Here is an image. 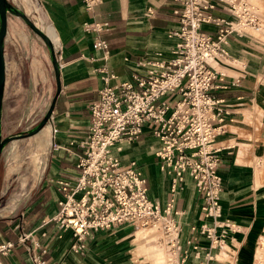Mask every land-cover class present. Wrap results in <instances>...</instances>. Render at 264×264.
<instances>
[{
	"label": "built area",
	"instance_id": "2783aa9c",
	"mask_svg": "<svg viewBox=\"0 0 264 264\" xmlns=\"http://www.w3.org/2000/svg\"><path fill=\"white\" fill-rule=\"evenodd\" d=\"M80 1L92 11L102 0ZM175 1L178 24L166 30V36L175 39L168 58L161 59L156 52L155 59L144 63L142 73L134 72L119 82H111L115 76L105 65L97 69L102 85L88 106L86 137L78 144L82 149L75 164L78 172L73 179L51 181L58 192L52 216L42 219L34 230L22 232L17 241L0 240V264L17 244L25 247L31 264H48L46 248L34 232L42 234V226L49 221L56 223L58 237L62 231L70 232V249L75 253L84 250L90 232L123 224L154 236L165 256L162 264H208L229 252L220 249L236 226L221 214L217 167L226 146L217 145L215 138L231 118L214 91L238 86L239 77L226 80L216 65L233 60L226 48L228 37L246 34L247 27L259 29L260 19L244 0ZM213 1L223 2L228 16L217 12ZM145 14L151 16L153 9L146 8ZM203 24L212 25L213 31L204 32ZM106 28V22L85 25L95 34L93 49L107 50L99 35ZM163 96H171L170 101L160 99ZM143 130L158 142L153 155L159 171L169 178L164 204L149 199L137 162H123L118 155L122 145L136 140ZM51 146L59 148L53 142ZM184 176L192 181L199 200L201 221L190 230L207 241L206 247L191 237L179 238L181 212L174 209L173 201Z\"/></svg>",
	"mask_w": 264,
	"mask_h": 264
},
{
	"label": "crops",
	"instance_id": "0c3cea01",
	"mask_svg": "<svg viewBox=\"0 0 264 264\" xmlns=\"http://www.w3.org/2000/svg\"><path fill=\"white\" fill-rule=\"evenodd\" d=\"M20 1L27 11L33 9L32 11H36L41 17V25L52 40L59 63L60 92L55 99L48 123L39 132L45 131L43 141L48 142V157L42 168L43 172L36 179L41 162L38 156V165L28 166L32 183L26 193L14 207L12 201L5 206L0 215V218L10 216L35 185L38 186V191H48L49 199L42 206L41 214L28 215L36 204L34 201L21 212L17 220H6L8 227L18 236L22 232L34 230L42 219L54 214L58 192L51 181L56 178L73 179L78 172L75 164L82 151L78 144L86 137L88 106L96 98L97 90L102 85L97 69L105 65L115 76L111 82H119L128 79L134 72L142 73L145 69L144 63L155 59L156 52H160L161 59L168 58L175 39L168 38L166 30L177 26L178 16L173 10L179 5L175 0H102L92 11H87L80 0ZM213 2L218 7L217 12L228 16L224 11L223 2ZM146 8L153 9L151 16L145 14ZM94 22L108 24V28L99 32L100 37L107 43L105 52L91 47L95 34L86 30L85 25ZM201 29L204 32L213 31L212 25L208 24H203ZM250 34L230 35L226 48L230 58L234 60L216 65V69L227 76L226 80L239 77V85L214 91L215 97L221 96L231 118L226 122L224 132L215 138L217 145L226 146L222 149V158L217 167L221 178L219 204L222 216L236 226V230L226 236L225 245L220 250L234 249L238 264H250L252 261L255 239L261 231V212L264 210V201L259 199L261 197L251 194L250 169L243 161L240 165L233 163L235 152L231 148L235 145L229 144L228 141L234 129L243 121L241 113L237 111V108H241L238 103L253 101L261 106L264 101V47L261 42V46L255 44V37ZM38 63L37 59H33L31 73L32 70L40 69ZM35 74L37 76V73ZM51 77L53 79L52 72ZM53 82L54 80L50 81L48 77V91L53 89ZM6 85L5 79L2 108L5 103ZM52 129L55 131L52 132ZM235 137L232 136L233 139ZM52 142L58 144L59 148L53 149ZM69 142L72 144L69 145ZM157 146L158 142L143 130L136 140L124 143L118 155L123 162L130 159L137 162L146 178L149 199L164 204L169 189V178L158 169L153 155ZM10 157L14 160L17 155L12 152ZM19 165H9L6 175L17 170ZM25 179L26 177L23 178L22 185ZM256 194L261 196L260 192ZM198 201L192 181L184 176L173 201L174 209L181 212L179 238L183 241L191 237L200 247H206L207 241L190 230L191 225H197L201 221ZM134 231L136 230L130 224L92 231L85 237L84 250L79 253L70 249L73 239L68 230L60 232V236H57L59 229L53 221L42 226V234L39 235L36 231L34 234L46 248L44 257L48 264H153L147 250L149 247H159L154 236L148 234L147 239L137 237L138 232ZM0 240H5L1 234ZM17 245L5 258L4 264H31L25 247L22 244ZM222 256L220 261L213 260L208 264H228L230 253L224 251ZM164 258V254L156 256L158 263H163Z\"/></svg>",
	"mask_w": 264,
	"mask_h": 264
},
{
	"label": "rangeland",
	"instance_id": "374dc122",
	"mask_svg": "<svg viewBox=\"0 0 264 264\" xmlns=\"http://www.w3.org/2000/svg\"><path fill=\"white\" fill-rule=\"evenodd\" d=\"M14 5L22 9L28 18L40 29L41 17L35 15V11H27L25 5L20 0H10ZM255 14L259 17V29H247L246 34L253 35V40L258 46L260 42L264 47V0H244ZM33 2V1H32ZM33 6V5H32ZM38 17V20H36ZM250 28V27H248ZM44 31V30H43ZM259 43V44H258ZM5 61L7 66V78L5 89V103L3 107L2 133L4 136L25 130L33 126L43 115L47 108L51 91L47 90L48 77L52 81L51 66L49 64L47 52L40 38H38L23 23L21 18L8 15L7 34L4 41ZM38 60L39 70H32L31 62ZM234 60V59H233ZM233 60L231 62H233ZM41 62V63H40ZM45 67V68H44ZM51 70V71H50ZM41 72V73H40ZM37 73V76H35ZM264 81V77L262 78ZM240 82V80H239ZM264 84V83H263ZM171 96H163L160 99L170 101ZM260 106L253 101L238 103L241 113L242 123L234 129L229 144H234L233 163L240 165L242 161L251 171V191L253 196L261 197L264 201V101ZM251 105V107H250ZM235 109V108H234ZM39 133L34 137H22L9 142L3 149L0 161V215L5 206L13 202V207L24 196L29 185L32 183L31 176L28 174V166L38 165V156L41 159L39 171L36 177L39 178L42 168L45 166L48 153L43 141V134ZM232 136H236L235 139ZM48 139V135H47ZM237 143V144H235ZM233 145V146H234ZM14 152L16 159H11L10 155ZM233 153V152H232ZM10 175L7 174L9 165H18ZM245 166V167H246ZM26 177L24 185L23 178ZM35 179V180H36ZM34 180V181H35ZM260 192L259 196L258 193ZM262 221L260 222V232L255 239L252 251V261L250 264H264V210L261 212ZM149 231L138 232L137 237H148ZM234 249L228 250V264L236 263V253ZM153 264L158 263L156 256L164 254L160 247L148 248ZM263 260V261H262ZM261 262V263H260Z\"/></svg>",
	"mask_w": 264,
	"mask_h": 264
},
{
	"label": "water",
	"instance_id": "95a60500",
	"mask_svg": "<svg viewBox=\"0 0 264 264\" xmlns=\"http://www.w3.org/2000/svg\"><path fill=\"white\" fill-rule=\"evenodd\" d=\"M14 15L22 19L23 23L33 32L45 46L49 64L51 66V70L53 73L54 80V92L50 98L49 104L45 109L41 118L28 129L21 130L15 133L8 134L2 137V101L5 87V79H6V61H5V51H4V41L7 34V21L8 15ZM60 92V80H59V63L55 55V50L53 48L52 40L47 35L45 31L38 28L31 20L26 16V14L14 5L9 0H0V154L5 147V145L12 140L20 139L22 137L31 136L37 133L43 126H45L46 122L50 119L51 113L53 110L54 102L57 95Z\"/></svg>",
	"mask_w": 264,
	"mask_h": 264
},
{
	"label": "trees",
	"instance_id": "16d2710c",
	"mask_svg": "<svg viewBox=\"0 0 264 264\" xmlns=\"http://www.w3.org/2000/svg\"><path fill=\"white\" fill-rule=\"evenodd\" d=\"M53 92H54V82H53V89H52L51 96H52ZM216 96H217L216 98H221V96H218V95H216ZM47 123H48V121L46 122V124ZM2 137H4L3 133H2ZM2 153H3V150L0 154V161H1ZM48 199H49L48 191L44 190V189L38 191V186L35 185L30 190V192L22 199V201L18 204V206L16 207V209L13 211V213L10 216H8L7 218H0V234L3 237V239L9 240V241H16L19 237L16 232L12 231L8 227L6 220H8V219L17 220L21 216V212L24 211L25 209H27L28 207H30V205L34 201H36V204L29 211L28 215L29 214H41L42 213V206L46 203V201ZM19 246H21V245H19ZM15 248H16V246L13 248V250H15Z\"/></svg>",
	"mask_w": 264,
	"mask_h": 264
},
{
	"label": "bare ground",
	"instance_id": "6f19581e",
	"mask_svg": "<svg viewBox=\"0 0 264 264\" xmlns=\"http://www.w3.org/2000/svg\"><path fill=\"white\" fill-rule=\"evenodd\" d=\"M252 8V7H251ZM250 8V9H251ZM252 10V9H251ZM253 11V10H252ZM19 18V17H18ZM247 29H253V28H245V30H247ZM48 35V34H47ZM49 36V35H48ZM50 37V36H49ZM46 126V125H45ZM45 126H43L37 133H35V134H33V135H31V136H35L36 134H38ZM31 136H29V137H31ZM134 232H147V230L146 229H137L136 231H134ZM263 261V260H262ZM264 262V261H263ZM261 263V262H260Z\"/></svg>",
	"mask_w": 264,
	"mask_h": 264
}]
</instances>
